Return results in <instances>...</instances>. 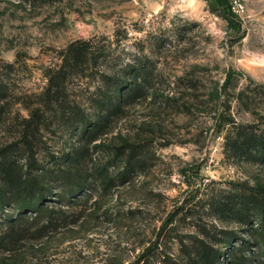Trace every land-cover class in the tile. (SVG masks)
I'll use <instances>...</instances> for the list:
<instances>
[{
	"label": "rangeland",
	"instance_id": "rangeland-1",
	"mask_svg": "<svg viewBox=\"0 0 264 264\" xmlns=\"http://www.w3.org/2000/svg\"><path fill=\"white\" fill-rule=\"evenodd\" d=\"M235 1L0 0V69L15 63L0 151L46 107V73L74 41L110 38L101 69L148 64L151 84L126 92L99 138L48 118L14 156L45 198L21 214L26 192L0 182V264H264L249 229L264 163L226 148L241 124L264 131V0ZM99 79L70 81V98L83 103Z\"/></svg>",
	"mask_w": 264,
	"mask_h": 264
},
{
	"label": "trees",
	"instance_id": "trees-1",
	"mask_svg": "<svg viewBox=\"0 0 264 264\" xmlns=\"http://www.w3.org/2000/svg\"><path fill=\"white\" fill-rule=\"evenodd\" d=\"M99 39L77 40L61 51V64L46 73L48 83L43 91V103L46 107L34 110L23 124L17 139L0 151V182L9 190L26 192L25 201L17 203L18 212L21 214L28 209L41 212L40 207L45 195L41 191L37 176L21 174L16 169L14 156L27 155V152L35 147L37 136L48 118L62 120L68 126H79L83 136L89 135L95 140L101 134L99 127L112 113L121 108L126 92L127 94L138 93L151 86L148 81L150 73L148 64L128 61L110 69H101L104 63L107 64L108 57L114 55L112 51L115 48L110 45L113 42L110 38L109 40H107L108 37ZM104 40L106 42H103ZM14 67L15 63H7L0 69L2 74L0 106L5 100L15 95L12 79L8 75H3L4 69L12 72ZM91 75L100 76L95 90L84 98L83 103L76 98L72 100L68 93L70 81ZM88 108H94L95 112H89ZM1 116L2 113H0V119ZM236 128L233 134L227 135V150L232 155L245 156L254 162L264 163V131H258L251 125L243 124ZM77 184L81 188L84 186L80 182ZM6 202V200H0L1 205ZM258 202H261L262 213L255 218L257 226L252 225L249 229L255 228L259 231L257 248H260L264 256V195ZM247 214L242 215L241 219L249 225L251 219L246 217ZM249 245L250 243L244 244V248L248 249ZM219 257L218 253L205 255V258L211 262H217Z\"/></svg>",
	"mask_w": 264,
	"mask_h": 264
},
{
	"label": "built area",
	"instance_id": "built-area-1",
	"mask_svg": "<svg viewBox=\"0 0 264 264\" xmlns=\"http://www.w3.org/2000/svg\"><path fill=\"white\" fill-rule=\"evenodd\" d=\"M244 5L242 2L236 0L234 3H232L233 10L239 12L243 9Z\"/></svg>",
	"mask_w": 264,
	"mask_h": 264
}]
</instances>
